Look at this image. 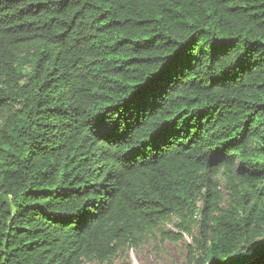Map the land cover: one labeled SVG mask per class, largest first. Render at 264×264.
Masks as SVG:
<instances>
[{"label":"trees","instance_id":"trees-1","mask_svg":"<svg viewBox=\"0 0 264 264\" xmlns=\"http://www.w3.org/2000/svg\"><path fill=\"white\" fill-rule=\"evenodd\" d=\"M185 236L264 240V0H0V264Z\"/></svg>","mask_w":264,"mask_h":264},{"label":"rangeland","instance_id":"rangeland-1","mask_svg":"<svg viewBox=\"0 0 264 264\" xmlns=\"http://www.w3.org/2000/svg\"><path fill=\"white\" fill-rule=\"evenodd\" d=\"M191 243L185 236L177 243L151 237L139 248L125 249L115 259L114 264H186V245Z\"/></svg>","mask_w":264,"mask_h":264},{"label":"water","instance_id":"water-1","mask_svg":"<svg viewBox=\"0 0 264 264\" xmlns=\"http://www.w3.org/2000/svg\"><path fill=\"white\" fill-rule=\"evenodd\" d=\"M264 254V240L257 243L248 252L236 255L224 264H250L251 261Z\"/></svg>","mask_w":264,"mask_h":264}]
</instances>
